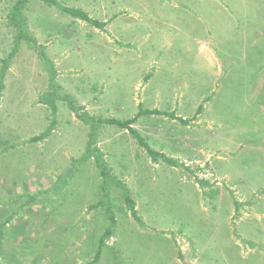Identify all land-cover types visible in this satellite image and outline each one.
Returning <instances> with one entry per match:
<instances>
[{
  "label": "rangeland",
  "instance_id": "1",
  "mask_svg": "<svg viewBox=\"0 0 264 264\" xmlns=\"http://www.w3.org/2000/svg\"><path fill=\"white\" fill-rule=\"evenodd\" d=\"M55 1L103 27L0 0V264H93L107 210L97 264H264V0Z\"/></svg>",
  "mask_w": 264,
  "mask_h": 264
},
{
  "label": "trees",
  "instance_id": "2",
  "mask_svg": "<svg viewBox=\"0 0 264 264\" xmlns=\"http://www.w3.org/2000/svg\"><path fill=\"white\" fill-rule=\"evenodd\" d=\"M28 1L29 0H17L16 5L12 8V10L10 12V16H12V18L14 20H17V18H21V20L18 19L19 20L18 21V26H19V24L24 25V27L22 28L19 36L17 37L18 40L19 39H24L28 43H34V41L31 38L30 39L28 38L29 32H28V29H27V25H25V20L23 19L22 15H21V11L23 10V8L26 7ZM41 1L47 3L48 5L58 6V8L62 12L70 15L71 17H73L76 20H80V21L86 22V23H88L92 27H95V28H98V29H100V28L103 27V25H101L99 22L91 19L88 16L87 13H85V12H83L81 10L67 9V8L61 7V6L58 5V3L55 0H41ZM17 51L18 50L15 47L13 49L12 53L10 54V60L16 56ZM0 86L3 87V84L1 83V81H0ZM201 111H202V108L199 107L198 108V112H201ZM144 113L146 115H149V116H151V115H165L166 117H168L170 119H178V121L181 124H183V125H186L188 123V121H184V120H182L180 118H176L174 115H169V114H166V113H161L159 111H147V112L140 111L139 114H138V116L136 117V119H133V120H128V121H124V122L118 121V120H108V121H103V123L104 124H107V125L119 127L121 129H124L127 132H129L138 141V143L140 144V146L142 148H144V149L147 150L149 156H151L153 159H155V160L161 159L164 163H166L168 165H171L172 167H176V168L179 167V163L176 160L170 159V158H168L166 155H164L162 153H158L156 151H153L152 149H149V147H148L147 143L144 141V139L132 127L135 124L137 118H139V116L141 114L144 115ZM80 119H83V118L80 117ZM85 120L87 121L86 118H85ZM97 122H102V121H97ZM51 132H52V129L49 128L45 133H42L41 135H39L37 137H34L32 139V141L33 142L42 141L45 138H47L50 135ZM92 132H93V129H92ZM99 151L100 150L97 147L94 146L93 141H89L88 142V145H87V148L85 150V153L80 157V160L81 161H86L89 158H93L95 160V162H96V165L100 169V174H101L102 179H106L107 180V179H109L111 177V175H110V173L108 171L109 170L108 169V165L103 160V156H102V154ZM114 181H115L114 184L118 188H120V190L122 192V195H123L125 201L128 203V206H129V208L131 210L132 217L136 221L139 222L140 219L137 216L136 203L131 199L129 190L122 183H120L118 180H114ZM35 199H36V197H35ZM102 204H103V202L100 201L97 204H95L93 207L94 208H99ZM106 213H107V215L109 217V226L104 231V234L100 238V241H99V244H98V249H97V252H96V255H95L93 264H97L99 262V260L101 258V255H102V249L105 247V241L108 238H111L112 235H113V233H114V228H115V225H116L115 217H114L113 214H111L109 212V210H107ZM12 219H13V215L12 216H9L4 222H0V258L1 257H4V254H3L4 249H3L2 242H3V239L5 237V227H6V224H8ZM13 240H16L15 243H17L19 239L16 236H14L13 237ZM13 253L15 254L14 258H16L17 257L16 256L17 255L16 254V249L13 252H11V254L9 255L10 258H13ZM18 257H19V259H22L21 264H23V261H26V264H29V260L26 259L25 254H20V256H18ZM7 262H8V260H7ZM8 264H17V263H13V262L9 261Z\"/></svg>",
  "mask_w": 264,
  "mask_h": 264
}]
</instances>
